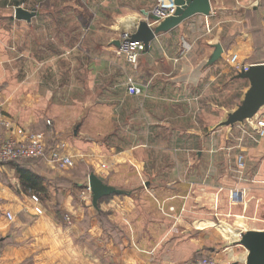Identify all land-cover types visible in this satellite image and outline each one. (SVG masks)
<instances>
[{"label": "crops", "instance_id": "1", "mask_svg": "<svg viewBox=\"0 0 264 264\" xmlns=\"http://www.w3.org/2000/svg\"><path fill=\"white\" fill-rule=\"evenodd\" d=\"M125 1L119 5L115 0H102L100 4L99 0L90 4L83 0H44L41 6L29 7L28 0H0V107L12 127L45 131L42 117L47 112L55 113L53 117L60 124L81 120L91 127H114L122 120L157 128L185 122L190 133L187 131L182 141L199 144L224 140L230 130L219 127H238L245 166L237 164L236 153L233 162V153L225 151L223 159L229 160L219 166L214 181L217 165H208L205 160L208 153L212 159L218 149H223L221 145L207 153L197 150L198 162L188 170L186 179L164 181L161 170L148 169L147 152L134 157V166L115 165L110 170H100L98 160L87 155L86 164L96 175L125 192L105 198L96 208L92 193L84 194L92 171L65 170L73 169L74 159L72 168L57 167L46 159L19 161L36 176L38 189L21 182L16 164L0 165V264H180L205 253L230 264H247L248 250L244 246L224 242L220 250L213 247L212 188L236 194L235 216L243 222L248 220L243 206L255 199L251 216L257 225L247 231H264V152L257 145L258 135L241 124H219L211 130L215 122L197 117L198 111L224 110L227 101L244 98L250 84L238 77L240 72L233 68L234 63L251 66L264 63V59H251L246 42L229 44L223 40L242 22L246 29L257 25L264 32V0H210L209 15L196 14L158 34L136 64L119 53L116 41L123 30L133 32L158 0ZM18 6L35 9L36 15L30 22L16 19ZM246 7L253 8L250 19L244 16ZM101 11L110 20L98 24ZM56 14L76 17L77 22L67 28L76 35L71 44L52 38L53 30L65 29L51 22ZM41 16L43 22L38 24ZM255 16L258 20L252 23ZM148 21L151 26L158 24L151 17ZM35 28L42 33L37 43ZM29 31L30 39L23 40ZM262 42L264 45V39ZM217 43L223 47L222 56L208 64ZM25 46V51L20 49ZM81 60L89 64L87 72ZM20 63L28 66L17 70ZM98 64L107 74L99 72ZM81 72L89 79L84 85L77 78ZM105 77H112V85L100 88ZM52 78L58 80L57 86ZM65 78L71 81L64 83ZM130 79L141 88L140 94L128 90ZM182 109L190 111L185 118ZM201 128L210 131L204 133ZM1 130L10 133L6 127ZM62 141L72 155L69 141ZM33 195L39 196V202ZM227 208L228 201H219L218 216ZM218 226L226 232L231 229ZM232 238L243 240L239 232H233Z\"/></svg>", "mask_w": 264, "mask_h": 264}, {"label": "rangeland", "instance_id": "2", "mask_svg": "<svg viewBox=\"0 0 264 264\" xmlns=\"http://www.w3.org/2000/svg\"><path fill=\"white\" fill-rule=\"evenodd\" d=\"M44 0H28L27 5L30 7V4L33 5H43ZM87 4L94 2V0H83ZM98 3V0H96ZM126 2L125 0H115V2L119 5H122V3ZM132 0H127L128 3H131ZM135 0H133V3ZM102 2V0H99V3ZM156 3V2H155ZM97 6V5H96ZM244 16L246 18L250 19V16L253 15V8L249 7V9L246 7L244 10ZM102 15L98 24L100 22H106L110 20V16H108L104 11H101ZM43 16H41L38 20V24H42ZM53 20L51 22H56L62 24V27H65V29H55L52 31V38L53 39H60L62 38L63 40L67 41V44H71L74 40V37L76 35L73 34V32L68 31V27L72 28V26L77 22L76 17L74 15H66V16H59L56 14L55 16H52ZM96 17V16H95ZM146 18V16H143ZM142 17V18H143ZM86 18H89L86 16ZM143 18V19H144ZM91 19V18H90ZM142 19V20H143ZM85 20V18H84ZM88 20V19H87ZM258 18L252 17L251 22L253 21L256 22ZM79 22V21H78ZM84 22V21H83ZM90 20L88 21V23ZM246 25L245 23L242 22V24H239L233 31L234 33L229 34L226 39L223 41L229 44H232L233 42H238L241 44H246L249 45L250 47V55L249 57L251 59L255 60H262L264 59V45H263V30H261V27L257 28V25L255 27H250L245 28ZM123 30L122 32H124ZM36 32V28L35 31ZM121 32V33H122ZM120 33V34H121ZM40 34V35H39ZM119 34V38H120ZM29 36L30 39V31L28 33H24L23 35V40L26 41L27 37ZM38 36V38H37ZM36 41L41 40L42 38V33L40 31L36 32L35 35ZM241 41V42H240ZM20 49H23L24 51L26 50L25 47H21ZM30 50V47L28 48ZM102 48H100L101 50ZM34 51V49L32 50ZM101 52V51H100ZM54 53H56L54 51ZM41 52H37L36 55L41 56ZM79 55L80 52H78ZM81 67L84 70V72H87L89 64L86 63L84 60H81ZM87 65V67H86ZM25 66L22 63L17 65L16 69L17 70H22L25 69ZM70 66L69 64L67 67ZM103 67L102 64H98V69L99 72L104 73V71L101 69ZM28 69V68H27ZM29 69H30V64H29ZM70 68H68V71ZM81 72L80 76L77 74V78L82 81V84L84 81H89V79L85 78V73ZM99 73V74H100ZM107 74V73H104ZM73 77L74 76H70ZM81 78V79H80ZM108 78L110 82L108 81ZM104 78V81L101 83L100 88H106L111 86V80L112 77ZM66 79V78H65ZM64 79H61L60 81H63ZM65 81H71L68 80V78ZM73 81V80H72ZM51 82L53 85L57 86L58 85V80L56 79H51ZM84 85V84H83ZM84 96H82L83 98ZM243 99L237 98L236 100L227 101L228 104H226V109L224 110H205L204 112L198 111L197 117L200 119H203L205 117L209 118L210 121L215 122L213 126L211 125V130L215 127L218 128V125L227 120L228 114L235 111L237 107L241 104ZM212 102V101H211ZM128 104L132 105L133 101L131 103L128 102ZM210 105V104H209ZM180 113L184 115V118L187 117L188 114H190V111L182 109L180 110ZM55 113L53 112H47L46 114L43 115L42 120H43V125H46V130H43L41 132H46V133H52V140H68L69 145L72 148V158L76 160V165L73 167V169L70 168H65L66 171H74L77 170L78 172H86L89 173V171H94L90 167V165L86 164V157L87 155L90 157V159H97L98 160V166L97 168H100V170H110L112 166H134L136 164V161L134 160V157H136L139 154H142L143 152L149 153L148 155V169H153L157 168L161 170L162 172V178L164 181H170V178H177V181H181L180 179H186L187 178V172L189 169H191L196 162H198V155H197V150L199 151H204L205 153L211 151V150H216L219 146L222 145L223 149H218L219 151H216L213 155V158H211V154L208 153V157L205 160L206 164H215L217 165L216 167V173L213 178L214 181H217V175H218V170L219 166L226 161L227 159L229 160V157H226L227 159H223L224 154L223 152H228V153H233L231 155V159L233 162H235V157L234 154L236 153L237 155H240V144L241 141L239 139L242 137L240 136L239 131L237 130L238 127H235V129H230V127H219L220 129L223 128V130H230L226 136H224V140L218 141L217 144H211L208 142H203L202 143H192V142H186L182 141V138L185 137L188 133H190L188 130V126L186 125L185 122H181L180 126L176 127H162V128H157L154 126H140L138 125L137 122H130V121H125L122 120L120 121L119 125H116L114 127H108V126H97V127H91L88 125H84L82 121L80 120L78 123H65L61 122V124L58 121H55V118L53 117ZM127 113L126 116L127 117ZM205 116V117H204ZM181 118V117H180ZM51 119L53 123V127H50L47 125V121ZM243 126L242 123H237L236 126ZM42 127V126H41ZM229 128V129H228ZM42 129V128H41ZM204 133H207L208 130L210 129L207 128H201ZM184 130V131H183ZM188 131V133H186ZM184 132V133H182ZM213 132V131H212ZM238 137V139H237ZM247 139H244L243 142H246ZM97 143L93 145V143ZM238 142V143H237ZM90 143V144H89ZM92 144V145H91ZM216 145V146H214ZM247 146L251 145L250 142L248 141L246 143ZM244 145V146H246ZM257 145L260 147V150L264 152V135L259 136L258 135V143ZM91 146H94V148H91ZM194 147V148H193ZM225 147V148H224ZM256 147V146H255ZM245 149V147H244ZM79 150V151H78ZM67 151V149H66ZM246 152V149L245 151ZM68 153V152H67ZM243 153V152H242ZM108 157V160H107ZM245 157L244 156L242 163L245 164ZM230 159V160H231ZM25 163H28V160H24ZM23 161V162H24ZM96 161V160H95ZM194 162V163H193ZM91 164V163H90ZM220 164V165H219ZM238 164V161H237ZM97 165L96 162H94V166ZM93 166V165H91ZM245 166V165H243ZM72 168V167H71ZM214 168V167H213ZM130 175V174H129ZM149 177V176H148ZM87 179V178H86ZM147 180H149L147 178ZM210 180V178L208 179ZM140 182H143V180L140 179ZM211 182V180H210ZM29 192V191H28ZM84 194L87 193V196L89 195L87 190H84ZM30 193V192H29ZM210 198H211V211H212V222H211V232H212V243L215 245L213 247L218 248V250L221 249V243H229L230 245L236 246V245H242V242H238L236 239H230V235L233 232H239L241 235H243L247 229L252 228L256 226L257 224L255 223L256 221L254 220L255 218H252V211H251V202L248 203V205L243 206L244 209V215L245 217L248 218V220L245 221H240L238 217L235 215V211H238L236 209L233 202L236 201V194L235 193H229L227 191L219 190V189H211L210 192ZM228 201L229 202V208H227V211H221V214L218 216V203L219 201ZM228 213L227 216L224 215V213ZM226 213V214H227ZM238 213V212H236ZM240 213V212H239ZM238 213V214H239ZM255 216V214H254ZM258 217H262L260 215H257ZM223 218H226L225 220ZM66 221H70V216H66ZM218 225H227L230 226L229 231H225L224 229L222 230ZM206 256H210L212 254L205 253ZM205 254H203L205 256ZM208 254V255H207Z\"/></svg>", "mask_w": 264, "mask_h": 264}, {"label": "water", "instance_id": "3", "mask_svg": "<svg viewBox=\"0 0 264 264\" xmlns=\"http://www.w3.org/2000/svg\"><path fill=\"white\" fill-rule=\"evenodd\" d=\"M173 3L175 11L167 18L160 20L157 17L150 16L151 19L158 22L157 26H151L148 21L150 17L145 12L146 19L138 22L137 27L131 34V39L144 43L145 49L148 50L151 42L156 39L158 34L174 29L184 20L196 14L209 15L212 10L210 0H173ZM35 15V9L28 10L21 6L15 8L16 19L30 22ZM116 44L120 45V41L117 40ZM222 53V45L220 43L215 44L208 64L216 62L222 56ZM238 77L248 80L250 86L241 104L235 111L228 114L227 120L221 123L224 126H233L252 118L264 105V63L251 65L247 71H241ZM88 179V185L92 193V204L96 208L106 197L125 194L123 190L104 182L94 172L89 175ZM242 237L241 242L248 250L247 264H264V231L248 230Z\"/></svg>", "mask_w": 264, "mask_h": 264}, {"label": "built area", "instance_id": "4", "mask_svg": "<svg viewBox=\"0 0 264 264\" xmlns=\"http://www.w3.org/2000/svg\"><path fill=\"white\" fill-rule=\"evenodd\" d=\"M175 11L174 3L169 0H158L146 13L148 16H154L163 20L172 15ZM132 32L125 30L120 34L119 53L124 55L126 59L136 64L140 57L145 52V45L140 41L131 39ZM233 68L237 72L247 71L249 65H241L234 63ZM128 90L135 94L141 93L133 79L128 82ZM244 128H248L259 136L264 135V105L258 113L242 122ZM47 125L53 127L51 120L47 121ZM6 127L10 129V133L6 134L1 129ZM53 136L50 132H31L23 127H12L10 121L6 118L4 110L0 107V165L8 164L23 160H39L46 159L54 163L57 167H71L74 161L71 155L66 151V144L62 140H52ZM244 154L237 156L238 165L244 167L242 160ZM88 193H91L89 185L86 187ZM32 198L39 202L38 195H33ZM39 211V210H38ZM8 218L11 220L13 216L8 213ZM180 264H230L228 261L218 260L212 256H199L181 262Z\"/></svg>", "mask_w": 264, "mask_h": 264}, {"label": "trees", "instance_id": "5", "mask_svg": "<svg viewBox=\"0 0 264 264\" xmlns=\"http://www.w3.org/2000/svg\"><path fill=\"white\" fill-rule=\"evenodd\" d=\"M24 161V160H23ZM16 164L17 170L20 174L21 182L31 189H38L37 178L29 170L25 169L19 164V161L11 162L10 164ZM107 198V197H106ZM105 199V198H104ZM103 199V200H104Z\"/></svg>", "mask_w": 264, "mask_h": 264}]
</instances>
